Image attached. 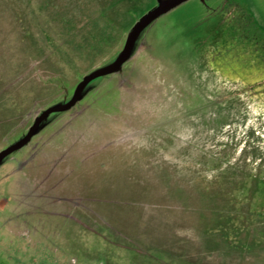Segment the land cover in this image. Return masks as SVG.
Wrapping results in <instances>:
<instances>
[{
	"label": "rangeland",
	"instance_id": "1",
	"mask_svg": "<svg viewBox=\"0 0 264 264\" xmlns=\"http://www.w3.org/2000/svg\"><path fill=\"white\" fill-rule=\"evenodd\" d=\"M163 0H0V152ZM0 264H264V0H184L0 160Z\"/></svg>",
	"mask_w": 264,
	"mask_h": 264
},
{
	"label": "water",
	"instance_id": "2",
	"mask_svg": "<svg viewBox=\"0 0 264 264\" xmlns=\"http://www.w3.org/2000/svg\"><path fill=\"white\" fill-rule=\"evenodd\" d=\"M184 0H163V2L159 3V5L151 10L150 12H148L145 16H143L132 28V30L130 31L127 40L125 42V45L123 47V49L121 50V52L118 54V56L116 57V59L108 66H104L101 67L100 69L91 72L90 74L84 76L81 81L78 83V85L76 86L73 95L70 97V99L68 101H64L65 103L59 104V105H52L48 108H46L33 122V124L29 127V129L22 135L23 137H21L18 141H16L13 144H10L9 146H7L6 148H4L1 152H0V160L2 159V157H4L5 155H7L8 153L12 152L15 149L20 148L21 146H23L25 143H27V141L29 140V138L31 137V135L33 134V132L35 131L36 127L38 126V123L45 118V116L51 112V111H63L65 109H67L68 107H70V105H72L74 102H76V99L78 96H80V91L83 88V86L85 84H87L91 79H93L96 76L99 75H104L106 73H111L113 71H116V69L119 68V66L128 58V56L130 55V47L133 43V39L134 37L138 34L139 31H141V29L145 28L148 24H150V22H152L153 20H155L157 17H159L160 15H162L163 13L167 12L168 10H170L172 7L178 5L179 3L183 2Z\"/></svg>",
	"mask_w": 264,
	"mask_h": 264
}]
</instances>
